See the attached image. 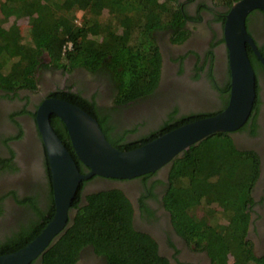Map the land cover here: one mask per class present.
Returning a JSON list of instances; mask_svg holds the SVG:
<instances>
[{"label": "trees", "instance_id": "1", "mask_svg": "<svg viewBox=\"0 0 264 264\" xmlns=\"http://www.w3.org/2000/svg\"><path fill=\"white\" fill-rule=\"evenodd\" d=\"M234 1L230 0L231 4ZM77 11L82 12L79 23ZM0 14V49L5 51L0 52V63L2 56L5 59L4 68L0 65V87L37 88L35 72L46 52L57 66L105 72L117 92L118 104L146 97L157 89L162 55L156 32L172 30L174 41L186 32L185 17L176 0H0ZM13 18L23 19L29 27V43L20 40L19 24L12 22ZM252 64L256 70L254 61ZM62 97L95 117L108 139L105 119L94 108ZM207 115L177 121L171 116L172 125L167 122L161 132L143 137L141 142L121 141L115 147L137 148ZM52 123L81 163L64 123L56 115ZM216 135L228 141L229 159L210 154L208 146ZM259 172L258 155L238 150L227 133L209 136L172 161L164 204L176 231L189 244L206 251L213 264H264V256L255 255L247 239L246 211ZM78 198L79 193L73 203L76 206ZM132 212L131 201L120 189L90 194L78 207L70 228L43 253V264H73L87 245L103 255L107 264H171L160 256L152 237L135 230ZM38 233L2 246L0 255L19 250Z\"/></svg>", "mask_w": 264, "mask_h": 264}, {"label": "flooded vegetation", "instance_id": "2", "mask_svg": "<svg viewBox=\"0 0 264 264\" xmlns=\"http://www.w3.org/2000/svg\"><path fill=\"white\" fill-rule=\"evenodd\" d=\"M176 1L185 17L183 31L186 32L179 41H174L172 30L156 32L162 55L161 77L157 89L146 97L118 104L115 101L117 92L105 72H92L82 66L70 69L57 66L46 52L35 72L37 88L0 87V249L25 239L30 233H40L55 215L51 164L37 119L38 109L46 99L67 96L94 108V112L105 119L108 140L114 146L121 141L141 142L143 137L161 132L167 122L172 125L171 116L175 121L185 116L210 114L204 116L208 117L227 107L231 72L225 22L235 1L232 4L230 0ZM246 26L264 57V11H252ZM247 51L251 63L254 61L257 66L256 70L254 68L256 98L247 121L239 129L227 132V137L238 150L253 151L260 160L259 176L246 212L249 213L247 239L255 255L262 257L264 63L250 44H247ZM54 115H50L53 128ZM59 127L63 129L62 124ZM65 144L67 146V141ZM77 165L81 172L89 171L82 162ZM170 167L171 164L133 179L93 176L82 181L76 193H79V206L73 204L75 195L65 227L48 248L70 228L78 207L86 203L90 194L120 189L133 205L135 230L157 242L160 256L171 264H213L206 251L189 244L174 228L171 213L164 204L170 185ZM42 257L43 254L31 264H43ZM73 264H107V260L93 246L87 245L80 249Z\"/></svg>", "mask_w": 264, "mask_h": 264}, {"label": "water", "instance_id": "3", "mask_svg": "<svg viewBox=\"0 0 264 264\" xmlns=\"http://www.w3.org/2000/svg\"><path fill=\"white\" fill-rule=\"evenodd\" d=\"M264 11V0H237L226 17L225 40L229 50L231 89L227 107L212 116L199 118L172 129L131 150L110 143L98 120L87 111L61 98H48L39 107L37 119L51 164L55 215L28 244L0 255V264H31L61 233L68 211L82 181L93 176L133 179L155 172L189 150L192 145L217 133L239 129L248 119L256 98L255 70L247 51L250 44L264 63L246 19L254 10ZM57 115L64 123L79 160L89 168L82 173L72 153L50 122Z\"/></svg>", "mask_w": 264, "mask_h": 264}, {"label": "rangeland", "instance_id": "4", "mask_svg": "<svg viewBox=\"0 0 264 264\" xmlns=\"http://www.w3.org/2000/svg\"><path fill=\"white\" fill-rule=\"evenodd\" d=\"M76 14L78 15V18L76 19L77 23L80 22V17L82 15V12H76ZM1 15V14H0ZM12 22L18 23L19 24V31H20V40L22 41L23 44L29 43L30 42V37H31V33H30V29L29 27H27L23 21V19H19V20H14V18L11 20ZM1 55L5 54L3 50L0 49ZM4 56H2V61L0 63V65H2V67L4 68L5 66V60L3 58ZM209 152L213 157L216 158H222V159H229V146H228V141L226 139H224L221 136L216 135V137L212 138L210 141V145L208 146Z\"/></svg>", "mask_w": 264, "mask_h": 264}, {"label": "built area", "instance_id": "5", "mask_svg": "<svg viewBox=\"0 0 264 264\" xmlns=\"http://www.w3.org/2000/svg\"><path fill=\"white\" fill-rule=\"evenodd\" d=\"M68 47H69V48L71 47V43H69Z\"/></svg>", "mask_w": 264, "mask_h": 264}]
</instances>
